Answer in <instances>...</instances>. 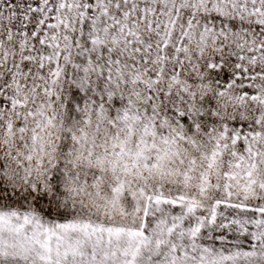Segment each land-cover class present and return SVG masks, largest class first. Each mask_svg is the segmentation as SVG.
<instances>
[{
	"label": "snow or ice",
	"instance_id": "obj_1",
	"mask_svg": "<svg viewBox=\"0 0 264 264\" xmlns=\"http://www.w3.org/2000/svg\"><path fill=\"white\" fill-rule=\"evenodd\" d=\"M0 264H264V0H0Z\"/></svg>",
	"mask_w": 264,
	"mask_h": 264
}]
</instances>
